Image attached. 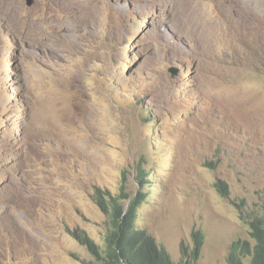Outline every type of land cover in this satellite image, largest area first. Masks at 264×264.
<instances>
[{
    "label": "rangeland",
    "instance_id": "1",
    "mask_svg": "<svg viewBox=\"0 0 264 264\" xmlns=\"http://www.w3.org/2000/svg\"><path fill=\"white\" fill-rule=\"evenodd\" d=\"M137 193L174 262L197 232L198 264L251 242L264 0H0V264H95L78 236L101 250Z\"/></svg>",
    "mask_w": 264,
    "mask_h": 264
},
{
    "label": "trees",
    "instance_id": "2",
    "mask_svg": "<svg viewBox=\"0 0 264 264\" xmlns=\"http://www.w3.org/2000/svg\"><path fill=\"white\" fill-rule=\"evenodd\" d=\"M141 176L150 174L141 170ZM144 184H141V186ZM219 188L225 192L223 183ZM128 196L108 200L109 218L103 248L99 250L87 238L78 236L95 254V264H198L203 236L193 234L195 247H182L183 257L174 262L164 246L158 244L149 234L137 227V209L144 201V195L128 201ZM103 206L102 201H99ZM264 204V198H263ZM237 210L239 219L247 226L251 242L237 240L231 243L226 264H264V205L249 209L240 202Z\"/></svg>",
    "mask_w": 264,
    "mask_h": 264
},
{
    "label": "water",
    "instance_id": "3",
    "mask_svg": "<svg viewBox=\"0 0 264 264\" xmlns=\"http://www.w3.org/2000/svg\"><path fill=\"white\" fill-rule=\"evenodd\" d=\"M172 73L174 74V73H175V71H172Z\"/></svg>",
    "mask_w": 264,
    "mask_h": 264
}]
</instances>
